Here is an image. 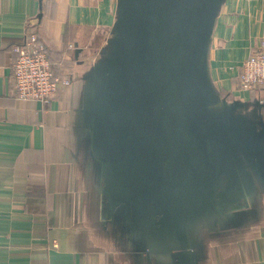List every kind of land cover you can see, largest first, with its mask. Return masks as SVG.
<instances>
[{"label": "crops", "instance_id": "crops-1", "mask_svg": "<svg viewBox=\"0 0 264 264\" xmlns=\"http://www.w3.org/2000/svg\"><path fill=\"white\" fill-rule=\"evenodd\" d=\"M121 9L122 0H0V264H179L172 226L157 224L161 205L134 216L123 203L156 181L150 154L115 149L99 124L101 65ZM28 32L70 81L48 104L14 90L13 48ZM263 33L264 0H222L204 51L212 89L248 133L264 127V86L241 90L239 75ZM249 146L262 176L236 148L242 190L218 187L219 212L179 203L198 264H264V140Z\"/></svg>", "mask_w": 264, "mask_h": 264}, {"label": "water", "instance_id": "water-1", "mask_svg": "<svg viewBox=\"0 0 264 264\" xmlns=\"http://www.w3.org/2000/svg\"><path fill=\"white\" fill-rule=\"evenodd\" d=\"M221 2L122 0L120 35L99 76L97 113L106 143L144 151L156 166V181L123 203L134 216L161 205L157 224L172 226L179 264H198L179 203L193 199L219 212L218 187L223 196L242 190L236 148L262 176L249 143L264 140V127L241 130L235 106L222 102L209 82L204 51ZM213 131L220 143L214 151Z\"/></svg>", "mask_w": 264, "mask_h": 264}, {"label": "built area", "instance_id": "built-area-1", "mask_svg": "<svg viewBox=\"0 0 264 264\" xmlns=\"http://www.w3.org/2000/svg\"><path fill=\"white\" fill-rule=\"evenodd\" d=\"M16 60L12 66L13 85L17 97L22 100L48 104L61 86L70 84L58 76L50 52L36 32H28L23 41L13 48ZM264 86V33L260 46L244 62L239 75L241 90H254Z\"/></svg>", "mask_w": 264, "mask_h": 264}, {"label": "rangeland", "instance_id": "rangeland-1", "mask_svg": "<svg viewBox=\"0 0 264 264\" xmlns=\"http://www.w3.org/2000/svg\"><path fill=\"white\" fill-rule=\"evenodd\" d=\"M221 109H222V107H220L218 110H221ZM212 133H213V135H214V137H213V138H214L215 140H214V141H213V140H211V141H212V143L214 142L215 144H213V146H212L211 150H213V151H214V150H216V149H217V148H216L217 144H220V143H219L218 139H217V138H216V136H215V135L217 134V132H216V131H213ZM212 143H211V144H212ZM213 156H214V155H213Z\"/></svg>", "mask_w": 264, "mask_h": 264}, {"label": "trees", "instance_id": "trees-1", "mask_svg": "<svg viewBox=\"0 0 264 264\" xmlns=\"http://www.w3.org/2000/svg\"><path fill=\"white\" fill-rule=\"evenodd\" d=\"M54 70H55V68H54ZM55 72H56V70H55ZM56 74H57L58 76H60L57 72H56Z\"/></svg>", "mask_w": 264, "mask_h": 264}]
</instances>
